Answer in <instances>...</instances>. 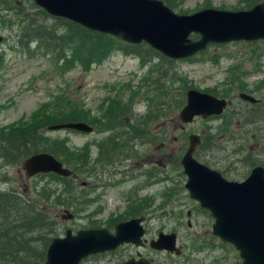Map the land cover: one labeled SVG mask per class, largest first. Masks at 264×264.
<instances>
[{
  "label": "rangeland",
  "instance_id": "rangeland-1",
  "mask_svg": "<svg viewBox=\"0 0 264 264\" xmlns=\"http://www.w3.org/2000/svg\"><path fill=\"white\" fill-rule=\"evenodd\" d=\"M14 1L22 7L24 12L33 13L34 10L29 9L31 0ZM160 1L176 14H191L206 8L227 11L244 10L254 3V0ZM0 3L2 5L0 21L5 19L7 22L3 25L0 23V36L2 37L0 43L2 62L0 68V129H2L0 137L9 135L10 126L27 122L37 110L44 106L54 107L63 101L82 105L88 120L96 119L102 123L113 108L110 107L111 101L116 100L123 91L130 89L131 92L138 91V96L133 101L131 109L133 115L127 120L128 125H124L127 129L141 125L144 131L143 142L146 143L140 145L141 141L135 139L131 142L135 153L125 155L115 152L116 154L109 160L107 152L114 149L112 143L119 144L121 134L126 133L127 130L102 129L107 126L108 122H103L102 126L100 124L101 127L95 126L91 134L71 130H45L42 132L44 138L49 141L54 139L65 141L70 149L76 150L74 154L86 151L88 164L82 174L85 180L83 178L82 180L88 182L90 179L92 189H89L88 183L81 186L78 189L81 191L80 196L78 194L72 206L67 209L64 208L63 202L67 201L68 195L62 192L61 184L48 177L26 178L21 167L22 162L14 166H5L0 162V191L10 190L32 199L42 196V191L46 193L50 191L52 195L49 202H53L54 198L61 194L58 205L55 204L54 207L46 210L56 220L55 225L59 228L56 236H62L66 229L74 232L89 228L91 225L96 228H111L115 222L138 209L149 217L145 223L150 230L149 236H154L158 232H175L177 246L183 250L182 257L190 256L192 260L190 264H240L237 253L230 247H219L218 240L209 243L214 246L213 249L206 248L203 243L202 248L196 251L200 245L198 239L206 242L210 236L212 220L208 214L204 213L205 211L196 210L197 205L188 198L183 189L185 176L182 174L179 160L187 147L188 134L207 132L210 136L218 134L215 139L216 144L212 142L207 148L208 154L205 155L212 162L214 169L216 167L224 170L228 163H232L235 168L236 166L239 168L237 174H240L241 165L234 164L237 152L230 154L235 141L243 145L245 150L252 154L255 153L257 164L264 167V90H260L264 82V41L209 44L204 51L194 57L172 60V64L162 62L154 56L150 57L151 65H160L168 71H173L174 81L165 77L157 80L159 89L156 93L151 92V95L161 101L162 99L168 101L171 107L164 114L163 112L161 115L154 113L156 117L153 122L147 124L150 102L144 97L149 88L152 90L156 86L154 85L156 83L147 81L150 66L147 57L143 58L146 61H142L137 55L113 52L99 65L91 66L86 72L74 68L59 74L48 58H27L14 49L11 50L10 47L13 48L16 42L18 24L20 20L27 17L12 16V12L6 10V1L0 0ZM41 23L50 26V20H43ZM7 24L10 26H5ZM190 38L196 40L198 36L191 34ZM146 47L141 49L140 54L154 55L146 52ZM164 80L167 81L163 82ZM239 82L245 90L244 93L258 100L255 105L251 104V107L246 108L247 106L238 99L236 94L239 91L234 88L239 86ZM188 89L202 92L213 91V95L225 100L233 96L234 98L231 101L232 105H229L220 117L207 120L196 118L192 123L182 125L177 114L185 102L184 95L182 96L181 93L185 94ZM127 98V93H124L122 99ZM182 99L184 102L179 105ZM240 110L242 112L237 113ZM252 114L259 116L257 123L246 125L241 131L239 129L242 123L241 118ZM225 120L230 121L227 130ZM222 144L223 149H221ZM258 146L262 147V151ZM257 151L260 152L256 153ZM0 153H4L2 149ZM78 157V155L73 156L74 160ZM195 158L199 160V156ZM113 159H115L113 164L109 163ZM150 166L155 167V177L154 185L148 187L146 179L142 177L145 175L142 170ZM112 168L118 172L124 171V178L117 173L107 175L106 172ZM231 169L229 168L227 173H231ZM164 170L167 174L166 178H163ZM104 171L106 172L102 174ZM140 172H142L141 175H139ZM77 182L79 181L73 180L72 183ZM98 184L102 187H94ZM73 189L74 186L71 187V190ZM64 210L73 215L72 219H62L65 215ZM188 210L193 213L189 217V228L186 227L187 218L185 216ZM208 240L210 241L211 238L209 237ZM165 258L166 256L156 255V264H170L165 261ZM106 259L110 263L116 260L112 255L107 256ZM180 262L181 258L176 259L174 264H180ZM80 264L101 263L100 259H93L91 262L84 259Z\"/></svg>",
  "mask_w": 264,
  "mask_h": 264
},
{
  "label": "water",
  "instance_id": "water-1",
  "mask_svg": "<svg viewBox=\"0 0 264 264\" xmlns=\"http://www.w3.org/2000/svg\"><path fill=\"white\" fill-rule=\"evenodd\" d=\"M47 15L65 19L100 34L131 45L146 44L162 56L177 60L188 58L208 44L264 40V6L248 10L203 9L192 14H176L160 0H32ZM191 34L198 38L193 40ZM2 37L0 36V43ZM241 100L257 102L239 94ZM228 105L223 99L192 89L185 92V102L178 119L187 124L193 118L206 119L221 114ZM74 130L90 133L92 128L80 121L47 127L49 131ZM198 136H188V146L180 166L188 197L212 218L211 235L230 244L240 264H264V169L253 167L244 180L227 181L218 172L192 157ZM26 177L52 173L66 178L70 171L52 155L44 152L28 156L22 163ZM64 219H71L67 212ZM139 220L118 223L113 233L107 229L66 230L53 237L45 249L43 264H80L84 258L111 251L122 243L138 245ZM155 250L175 252V236L159 233L150 243ZM123 264H151L146 259H131Z\"/></svg>",
  "mask_w": 264,
  "mask_h": 264
},
{
  "label": "trees",
  "instance_id": "trees-1",
  "mask_svg": "<svg viewBox=\"0 0 264 264\" xmlns=\"http://www.w3.org/2000/svg\"><path fill=\"white\" fill-rule=\"evenodd\" d=\"M5 1L7 4L5 5L6 10L12 12V16L16 18L18 16L27 17L20 20V24H18L19 27L17 26V38L14 47H10L11 50L14 49L27 58H48L55 71L59 74H63L74 68L86 72L90 70L91 66L99 65L113 52L137 55L142 61H146L143 58L147 57V62L150 64L147 81H152L153 84L156 83L154 84L156 85L154 89L151 90L149 88V91L146 92V94L149 93L150 95L147 96L145 94L144 97L150 102L148 107L150 115L148 116L147 124L153 122L156 117L153 115L154 113L157 112L161 115L162 112L164 114L167 109L170 110L171 106L168 101L166 102L164 99H162V101L159 100V98L152 96L151 92L156 93V90L159 89L157 87V80L161 77L174 81V73L160 65H151L149 59L154 56L168 64H172V60L163 58L157 52L147 47L146 52L153 53L154 55L147 53L140 54L142 52L141 49L146 46L144 44H125L109 35L89 31L65 19L51 17L42 9L36 7L32 1L29 9H33V13L29 11L24 12L22 7H19L14 0ZM256 1L259 0H254V2ZM1 6L2 5H0V9ZM43 20H50V26L41 23ZM5 22V19L0 21L2 25ZM5 26H10V24ZM1 67L2 62L0 58V68ZM166 81L167 80H164L163 82ZM162 86H164V83H162ZM260 88V90H264V82ZM234 90L239 92L245 91L240 82L239 86H236ZM124 93H127L128 96L126 100L122 99ZM209 93L214 94L213 91H209ZM137 94L138 91L131 92L130 89L125 90L118 95L116 100L111 101L110 107L113 108L103 121L108 122V124L104 128L102 127V129L110 131L116 128L118 130L124 129L127 131L121 134V140L118 141L119 144L116 142L112 143L114 144L112 145L114 149L108 150V156L110 154L115 155L116 153H124L125 155L135 153L136 151L133 150L131 144L135 139L141 141L140 145L145 143L143 142V127L140 125L139 127L132 126L130 129H127L124 125L127 121L122 119L126 117L131 118L133 115L131 109L135 97L138 96ZM181 95L183 96L184 93H181ZM183 102L184 100L182 99L179 105H182ZM241 112L240 110V112L237 113ZM253 114L246 118H241L242 123L239 125L241 131L244 130L246 125L257 123L256 121L259 116ZM76 121L84 122L92 127L99 126L100 124L102 126L103 124V122L100 123L96 119L88 120L82 105L78 103L71 104L70 101H63L51 108L44 106L42 109L34 112L27 122H20V124L10 126L8 129L9 135L0 137V149L4 152L2 154L0 153V162L5 164V166H14L16 163L22 162L32 154L45 152L52 155L64 167L70 170L71 175L68 178H62L53 174H42L39 176L48 177L52 181L63 186L62 192L68 195L67 201L63 202L64 208L67 209L72 206L79 192L81 193V191H78V189L81 188L80 184L78 186V183L84 182L82 180V174L88 164L87 154L86 151H79L78 154H74L76 150L70 149L65 141L55 139L49 141L43 137L42 132L45 130L47 131V127L50 125ZM130 122L133 123L132 120H130ZM229 123L230 121H227L225 126L226 130ZM202 136V143L208 142V146H204L205 150L212 142L216 144L215 139L218 134L210 136L209 133L205 132ZM258 148L262 151V147L260 148L258 146ZM238 151L237 149L238 155L242 157L245 156L243 158L244 160H242L244 161L245 167H251L258 163V161L254 159L256 155L245 154L250 153L248 150L243 149L241 152ZM74 155L79 156L77 160H74ZM197 156L200 155L198 154ZM83 179L85 180V177ZM73 180H78L79 182L72 183ZM73 186L74 189L71 190ZM41 194L43 195L40 196V201V197L38 196L37 199H32L10 190L0 192V264H43L45 249L50 240L58 235L59 231V228L55 225L56 220L49 215L46 210L50 207H54L55 204L58 205L61 194H59L60 196L57 195L53 202H49L52 192L48 191V193H46V191H42Z\"/></svg>",
  "mask_w": 264,
  "mask_h": 264
},
{
  "label": "flooded vegetation",
  "instance_id": "flooded-vegetation-1",
  "mask_svg": "<svg viewBox=\"0 0 264 264\" xmlns=\"http://www.w3.org/2000/svg\"><path fill=\"white\" fill-rule=\"evenodd\" d=\"M258 3H262L263 4V6H264V0H259V1H256V2H254L253 3V5L252 6H254L255 4H258ZM251 6V7H252ZM250 7V8H251ZM250 8H248V9H250ZM248 9H244V10H248ZM235 11H238V10H235ZM261 41H264V40H261ZM238 93H241V92H238ZM237 93V94H238ZM242 93H244V92H242ZM236 94V95H237ZM246 94V93H245ZM231 98H234V96L233 97H231ZM230 101V100H229ZM244 104H245V106H247L246 108H249V107H251V104L252 105H255V104H253V103H250V102H247V101H242ZM128 117H126V118H122V119H124V120H128L127 119ZM243 126V125H242ZM94 127H93V131H94ZM93 133V132H92ZM144 144H146V143H144ZM200 145H202V146H200V148H199V150H201L200 151V153H199V160L201 159V162L205 165V166H207L208 168H210V169H212V170H214V171H216V172H218L219 173V175L222 177V178H224L225 180H227V181H235V182H240V181H242V180H244L245 179V177L247 176V174L249 173V171L253 168V167H255V166H261V165H258V164H255V165H253V166H251V167H245V165H244V161H242V160H244L243 158L245 157V156H241V155H236V160H235V162H234V164H237V165H241L240 166V168L242 169L239 173L240 174H237V171H238V167L236 166V168H235V165H233L232 163H228V166H227V168H225L224 170H220V169H218V168H216L215 167V169H214V166H213V164H212V162H210V160L209 159H207L206 158V154H208V151L207 150H205V148H204V146H208V142L206 141V142H204V143H200ZM224 148V146H223V144H222V146H221V149H223ZM237 149L241 152V150H243V149H245L244 147H243V145H239V142L237 141H235V144H234V147L231 149V151H230V154H235L236 152H237ZM198 150V151H199ZM238 151V152H239ZM258 152H260V151H257L256 153H258ZM242 153H244V152H242ZM245 154H247V155H253V156H255L254 154H251V153H245ZM113 157V155L112 154H110L109 156H108V159H110V158H112ZM219 159L220 160H222V158L221 157H219ZM255 160H256V158H254ZM115 161V159H113L112 161H110L109 163H111V164H113V162ZM123 163V162H122ZM91 164V163H90ZM92 165V164H91ZM123 166H125V165H123ZM122 166V167H123ZM262 168H264L263 166H261ZM231 169L232 171H231V173H227V171H228V169ZM106 171H104L102 174H104ZM142 172H144L145 173V175L144 176H142V177H144V180L146 179V186H148V187H150V186H152V185H154V177H155V167L154 166H150V167H148V168H146V169H143L142 170ZM142 172H140L139 173V175H141V173ZM115 174V173H117V174H120V175H122L123 176V178H124V171H121V172H118L116 169H114V168H112V170H110V171H107L106 172V174L107 175H111V174ZM90 176V175H89ZM89 176H88V178H89ZM166 176H167V174H166V171L164 170V174H163V178H166ZM87 178V179H88ZM91 180L89 179V181L88 182H86V183H88L89 185H88V187H90L89 189H92V184H91V182H90ZM86 185V184H85ZM94 187H102V185L101 184H98V185H94ZM183 187V186H182ZM2 192H5V191H2ZM192 201V200H191ZM194 202V201H193ZM150 203H151V205H152V202L150 201ZM195 203V202H194ZM196 204V203H195ZM197 205V204H196ZM196 210H198V211H203L204 212V210H202V209H200L199 207H198V205L196 206ZM204 213H206V214H208V212H204ZM191 214H193V213H191V211L190 210H188V211H186V213H185V216H186V227H190V223H189V217H190V215ZM209 215V214H208ZM153 216V215H152ZM133 219H137V220H139V222H138V228L140 229V231H141V234H140V236H139V239H138V241H139V243H138V245H134V244H132V243H122V244H120V245H118L115 249H113V250H111V251H106V252H103V253H99V254H95V255H90V256H88V257H86L85 258V260L87 261V262H91L93 259H100V263L101 264H123V263H125V262H127V261H129V260H131V259H133V260H135V261H137V260H139V259H146V260H148L151 264H156V259H155V257H156V255H160V256H166V260L165 261H168L170 264H174L175 263V260L176 259H180L181 258V262H180V264H190V263H192V260H191V257L190 256H187V257H182L183 256V250H182V248H180L179 246H177V243H176V245H175V247L177 248V254H175V252L173 251V252H169V251H166V250H155V249H153L151 246H150V243L152 242V241H154V240H156V238H157V235L159 234V233H161V234H163V235H168L169 233H162V232H158V233H156L154 236L152 235V236H149V234H150V230L145 226V223H146V220H149V217L147 216V214L145 213V212H141V210L140 211H138V209H136V211L134 212V213H130V214H127L126 215V217L125 218H123V219H121V220H119V221H117V222H115L112 226H111V228L110 227H107V228H105V229H107L110 233H113V228H114V226L116 225V224H118V223H122V222H126V221H129V220H133ZM151 219V218H150ZM104 228V227H103ZM110 228V229H109ZM86 229H100V228H96V227H93L92 225H91V227H89V228H86ZM170 233H173L174 235H175V237H176V234H175V232H170ZM209 237L211 238V240L209 241L208 239H209ZM208 237V239L206 240V242H203V241H201L200 239H198V241H199V244L200 245H198V249H196V251H199L201 248H202V245L201 244H203V243H205V246H206V248H208V249H213L214 248V246L213 245H211V244H209L210 242H213V240H218V239H216V238H214L213 239V237L211 236V234H210V236ZM177 239V238H176ZM176 241V240H175ZM208 245H209V247H208ZM218 245H219V247H230V246H225V245H223V244H220L219 243V241H218ZM231 248V247H230ZM232 249V248H231ZM131 250H134V252H131ZM233 250V249H232ZM231 250V251H232ZM234 252V251H233ZM235 253V252H234ZM109 255H112L113 257H114V259H116L114 262H109V260H107L106 258H107V256H109ZM153 256H155V257H153ZM169 257H172L173 259H170ZM234 258H235V256H233ZM111 257H110V261H111ZM113 259V260H114Z\"/></svg>",
  "mask_w": 264,
  "mask_h": 264
},
{
  "label": "bare ground",
  "instance_id": "bare-ground-1",
  "mask_svg": "<svg viewBox=\"0 0 264 264\" xmlns=\"http://www.w3.org/2000/svg\"><path fill=\"white\" fill-rule=\"evenodd\" d=\"M262 158V157H261Z\"/></svg>",
  "mask_w": 264,
  "mask_h": 264
}]
</instances>
